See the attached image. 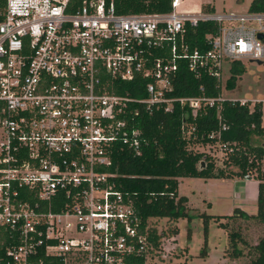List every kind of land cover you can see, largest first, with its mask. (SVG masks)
<instances>
[{"label": "built area", "instance_id": "built-area-1", "mask_svg": "<svg viewBox=\"0 0 264 264\" xmlns=\"http://www.w3.org/2000/svg\"><path fill=\"white\" fill-rule=\"evenodd\" d=\"M178 4L118 14L106 0H0V264H147L148 220L142 228L103 170L119 145L141 154L135 106L245 105L224 92L169 96L178 62L222 89L233 61L264 62V12L177 14ZM200 21L217 26L206 49L185 39ZM120 80L144 81L145 96L117 93Z\"/></svg>", "mask_w": 264, "mask_h": 264}, {"label": "trees", "instance_id": "trees-1", "mask_svg": "<svg viewBox=\"0 0 264 264\" xmlns=\"http://www.w3.org/2000/svg\"><path fill=\"white\" fill-rule=\"evenodd\" d=\"M106 1L113 2L118 14L168 13L173 9V0ZM205 11L213 12L208 5ZM248 11L264 12V0H251ZM216 29V23L212 21H200L195 27L187 23L185 39L191 48L206 49L205 36L216 32ZM178 63L173 89L168 94L172 97H216L225 89H233L245 72L242 61H233L222 89L220 82L207 73L195 75L189 71L184 59ZM115 90L119 94L145 96L142 80L116 81ZM135 107L138 113L134 116V124L141 132V154L136 155L129 148L119 145L112 154L111 165L103 170L115 174L111 180L132 201L141 217L142 228L149 218H167L176 224L179 219L191 223L197 216L204 220L206 235L211 215L189 206L188 198L178 193L179 179L185 177L254 178L258 181L256 212L249 214L235 208L233 214L219 217L224 218L219 225L226 228L228 223L240 218L264 223V125L261 102L240 105L237 101L226 99L219 108L217 105H199L196 109L187 103L174 102L171 109L152 111H146L140 105ZM195 144H214L222 149V163L217 165L210 154L194 149ZM171 233L176 235L178 227ZM163 234L149 226L147 238L151 255L160 252ZM227 238L225 256L230 260L243 256V248L247 246L248 254L250 251L255 254L249 264H264V234L249 246L241 227L228 230ZM206 254L204 250L202 255ZM144 259V256H131L127 264H144Z\"/></svg>", "mask_w": 264, "mask_h": 264}, {"label": "rangeland", "instance_id": "rangeland-1", "mask_svg": "<svg viewBox=\"0 0 264 264\" xmlns=\"http://www.w3.org/2000/svg\"><path fill=\"white\" fill-rule=\"evenodd\" d=\"M251 0H180L175 8L177 14H196L205 11V6L212 8L214 13L235 12L245 13ZM245 72L238 78L233 89L223 90L226 97L247 99L261 102L264 124V62L244 59L242 60ZM229 71L224 72V79L229 77ZM225 83V81H224ZM193 148L210 154L220 165L224 158L222 149L214 144H195ZM235 181V179H234ZM234 181L221 178L203 179L198 177H185L179 179L178 192L188 198V205L205 212L211 217L208 219L207 233L205 235L204 220L194 217L191 223L186 219H179L177 223L167 218H149L148 225L158 232H164L161 238L163 249L158 254L150 255L147 264H249L255 254L248 247L243 248L244 255L236 261L225 256L228 247V230L242 228V234L248 246L254 245L257 239L264 234V224H257L252 220L235 219L226 225H219L221 215H231L236 207H241L248 213L257 210L253 200H241L234 197ZM236 181H238L236 179ZM219 219V220H218ZM178 227V233L171 231ZM188 227L190 232L188 234ZM205 250V256L202 252Z\"/></svg>", "mask_w": 264, "mask_h": 264}, {"label": "crops", "instance_id": "crops-1", "mask_svg": "<svg viewBox=\"0 0 264 264\" xmlns=\"http://www.w3.org/2000/svg\"><path fill=\"white\" fill-rule=\"evenodd\" d=\"M179 2H180V0H179ZM221 179L228 180V181H234V179H235V181L233 182V185L235 188L233 191L234 197L237 199H241V200H253L257 204V194H258V181L257 180H255L252 177H247V178L246 177H241V178L234 177V178H221ZM236 179L238 181H236ZM236 208H240V209L244 210L241 207H236ZM244 211L247 212L246 210H244ZM254 213H249V214H254ZM240 220H241V218H240ZM257 224H264V223H257ZM236 260H231V261H236Z\"/></svg>", "mask_w": 264, "mask_h": 264}, {"label": "water", "instance_id": "water-1", "mask_svg": "<svg viewBox=\"0 0 264 264\" xmlns=\"http://www.w3.org/2000/svg\"><path fill=\"white\" fill-rule=\"evenodd\" d=\"M258 36H259V38L264 39V36L262 34H259ZM256 62L257 63H262V61H260V60H257ZM202 164H203V161H201V165Z\"/></svg>", "mask_w": 264, "mask_h": 264}]
</instances>
